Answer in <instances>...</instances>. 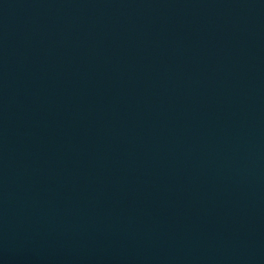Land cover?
I'll use <instances>...</instances> for the list:
<instances>
[{"label": "water", "instance_id": "water-1", "mask_svg": "<svg viewBox=\"0 0 264 264\" xmlns=\"http://www.w3.org/2000/svg\"><path fill=\"white\" fill-rule=\"evenodd\" d=\"M0 264H264V0H0Z\"/></svg>", "mask_w": 264, "mask_h": 264}]
</instances>
